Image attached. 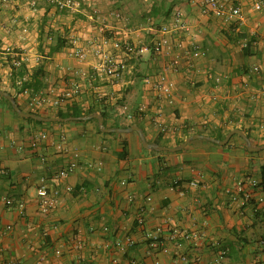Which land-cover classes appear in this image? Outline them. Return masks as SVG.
I'll return each mask as SVG.
<instances>
[{"label":"crops","instance_id":"crops-1","mask_svg":"<svg viewBox=\"0 0 264 264\" xmlns=\"http://www.w3.org/2000/svg\"><path fill=\"white\" fill-rule=\"evenodd\" d=\"M239 4L242 17L229 24L207 13L201 0H91L78 12L58 11L51 0L7 5L0 0V90L16 96L24 113L52 118L59 106L38 109L35 100L54 102L78 89L61 109L75 104L83 111L96 109L95 114L104 111L107 130L137 125L148 143L174 148L189 138L186 134L221 141L210 135L226 138L239 129L258 148L250 152L233 136L225 145L196 139L177 152L148 151L135 132H105L88 117L35 126L0 100V263L264 264V190L247 184L261 181L264 162V8L256 11L252 0ZM177 11L186 31L172 33L169 55L131 58L112 51L126 66L118 80L102 76L95 58L81 62L73 55L74 48L102 37L149 43L156 30L172 25ZM55 33L65 45L51 54ZM195 46L199 57L192 54ZM16 56L30 73L42 67L38 93L18 94L11 87L7 61ZM172 58L180 60L176 72L169 67ZM254 66L261 76L251 74ZM165 72L174 83L172 103L160 101L145 85L147 78ZM143 105L146 113L138 116ZM39 133L47 139L32 149ZM74 159V173L56 179ZM43 176L62 192L47 214L40 212L37 197ZM5 199L13 201L12 208ZM19 203L25 205L24 216L18 214ZM170 229L189 239L170 242ZM154 236L160 247L154 246Z\"/></svg>","mask_w":264,"mask_h":264},{"label":"built area","instance_id":"built-area-1","mask_svg":"<svg viewBox=\"0 0 264 264\" xmlns=\"http://www.w3.org/2000/svg\"><path fill=\"white\" fill-rule=\"evenodd\" d=\"M9 0H2L4 5L8 4ZM91 0H51L54 7L58 11H70V12H78L84 5L90 3ZM253 7L256 11H261L264 8V0H252ZM201 5L205 9V11L209 14H212L215 18L222 20L225 23H235L242 17V9L239 4V0H201ZM183 21V13L181 11H177L173 17L172 25L162 26L158 30L155 31L154 38L149 43H121L112 38L102 37L101 40L96 43L94 41L89 42L88 47H77L73 50L74 57L81 61H87L89 57H93L98 60L97 70L99 73L109 79L118 80L120 79L126 72V66L122 62H118L112 55V51H121L126 57H142L146 54H152L155 56H167L171 53L172 50V42L171 35L177 29L185 30V25L182 23ZM248 41H243L242 46L246 48L248 46ZM183 46V43H181ZM192 54L194 57H199L200 52L199 49L195 46L192 50ZM169 67L174 71H178L180 67V60L178 58H172L169 62ZM251 74L255 76H261V70L258 66H254L251 69ZM220 80L217 79V82ZM145 85L152 88L156 94L157 98L160 101H167L172 103V91L174 89V83L169 78L168 73H161L157 76V79L147 78L145 80ZM79 93L78 89H75L71 93L64 94L59 99L54 102H49L47 98H39L35 100V107L45 108L47 106L57 107L61 104L66 103L69 99H71L74 95ZM261 95L264 96V82L261 89ZM146 106H140L137 114L138 116H142L146 113ZM134 115H128L129 119H133ZM154 122L157 123V126L161 127V123L155 119V117H151ZM162 132H165L166 129L162 128ZM47 139V134L39 133L34 135L30 147L32 149H38L39 146L45 142ZM64 139L60 140L58 148L61 149L63 146ZM78 163L74 159L68 163V165L60 170L57 175H55L56 179H65L70 174L74 173L77 169ZM46 176H43L40 180V184L37 188V197L39 201L40 212L43 214L49 213L56 205L58 199L61 197L62 192L60 190L50 188L47 185ZM247 184L249 187L258 188L259 182L256 180L249 179L247 180ZM192 186H196V184H192ZM242 190V189H241ZM64 191L66 193H70L72 191L71 187H65ZM182 193V191H179ZM252 194L250 192L245 193V198L250 200ZM4 203L6 207L12 208L13 201L10 199H5ZM17 211L20 216H24L25 214V205L24 203H19L17 206ZM139 225H143V220L140 219L138 221ZM11 227H7L6 231H10ZM180 237H184L186 240L189 239V235L180 232L178 229H170L168 240L172 243H178ZM153 242L157 247L161 245L158 236L152 237ZM82 243L79 239H75V247L77 249L82 248ZM162 252L166 253L167 250L162 248ZM60 255V251L56 252ZM180 261L184 262L185 257H180ZM0 264H17L15 262H3ZM40 264V263H38Z\"/></svg>","mask_w":264,"mask_h":264},{"label":"trees","instance_id":"trees-1","mask_svg":"<svg viewBox=\"0 0 264 264\" xmlns=\"http://www.w3.org/2000/svg\"><path fill=\"white\" fill-rule=\"evenodd\" d=\"M192 1V0H188ZM63 12V11H62ZM55 39H56V45L50 48V53H56L59 52L65 45V42L63 41L62 37L55 33ZM249 45L244 48L245 54L249 55ZM7 63H9V68H10V85L12 88H14L18 94L24 93L27 91H33V93H38L41 91L43 88V85L41 83V79L44 76V72L41 66H38L36 69L30 73L28 70V67L25 65V63L20 59L19 56L14 57H9ZM32 95V94H31ZM35 94L32 95L34 97ZM14 99L16 100V96H13ZM0 100L2 103H4L12 112L13 114L17 116V114L14 112L12 109L10 103L6 101L4 98L0 97ZM97 112L96 109H90L88 111H83L78 105L72 104V105H67L65 108L61 109L59 106L56 113L52 116V118H58V119H73V120H81L83 118H87L91 115H94ZM32 113V112H30ZM36 115H40L38 112L32 113ZM101 115L103 118L107 117V114L104 111H101ZM19 119L27 122L28 124H33L35 126H47L51 125L53 123H42L34 120H27V119H22L18 117ZM48 118H51L48 116ZM56 124H63L62 122H58ZM132 125H129L125 128H130ZM115 128H118V125L115 126ZM195 134H201V133H190L186 134V137H191ZM215 137L217 140H224L225 136L223 135H210ZM183 141H179L177 143V146L182 144ZM154 144L160 145L159 141H156ZM260 175H261V181L259 182V186L263 188L264 190V162L260 165Z\"/></svg>","mask_w":264,"mask_h":264},{"label":"water","instance_id":"water-1","mask_svg":"<svg viewBox=\"0 0 264 264\" xmlns=\"http://www.w3.org/2000/svg\"><path fill=\"white\" fill-rule=\"evenodd\" d=\"M0 97L4 98L6 101H8L12 107V109L14 110V112L17 114L18 117L22 118V119H31L34 121H38V122H42V123H52V122H64V121H69V120H73V119H58V118H48V117H43L40 115H36V114H32V113H24L23 111H21V109L19 108L16 100L14 99V97L12 95H10L9 93L0 90ZM97 119L99 121L100 124V128L102 129V131L105 132H135L138 134L140 141L142 143V147L145 150L148 151H156V152H164V151H168V152H177L182 150L186 145H188L191 141L196 140V139H206L208 141H212V142H216L218 144L221 145H225L228 143V141L231 139V137L233 136H239L240 138H242L246 145H247V149L250 152L253 151H257L258 148H254L251 145V142L249 140V138L247 137V135L239 130L236 129L234 131H231L226 138L223 141H215L209 137H204V136H200V135H194L191 136L189 138H187L182 144L178 145L177 147L174 148H165V147H161L160 145L157 144H150L146 141L141 129L137 126V125H133L132 127L128 128V129H112V130H107L104 128L103 125V117L101 115V113H97L94 115H91L88 117V119Z\"/></svg>","mask_w":264,"mask_h":264},{"label":"rangeland","instance_id":"rangeland-1","mask_svg":"<svg viewBox=\"0 0 264 264\" xmlns=\"http://www.w3.org/2000/svg\"><path fill=\"white\" fill-rule=\"evenodd\" d=\"M2 90V89H1ZM2 91H4V90H2ZM5 92H7V91H5ZM46 117V116H45Z\"/></svg>","mask_w":264,"mask_h":264}]
</instances>
